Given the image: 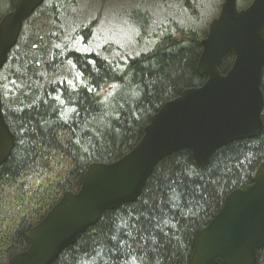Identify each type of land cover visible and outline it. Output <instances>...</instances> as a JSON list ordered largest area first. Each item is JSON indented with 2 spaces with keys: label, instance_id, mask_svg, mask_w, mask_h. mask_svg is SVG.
Segmentation results:
<instances>
[{
  "label": "trees",
  "instance_id": "16d2710c",
  "mask_svg": "<svg viewBox=\"0 0 264 264\" xmlns=\"http://www.w3.org/2000/svg\"><path fill=\"white\" fill-rule=\"evenodd\" d=\"M74 2L45 0L23 22L0 70L2 111L15 138L0 167V264L28 247L29 229L66 191L80 188L91 163L123 156L163 103L206 80L196 66L214 16L196 25L162 19L150 50L120 60L113 45L85 51L72 35L67 39L62 11ZM13 3L0 0V18ZM198 7L195 2L196 18ZM97 22L77 31H91ZM233 60L226 53L220 71ZM261 88L264 96V67ZM262 162L264 125L257 137L220 147L207 166L188 149L175 151L155 165L135 201L104 211L52 264H190L197 233L229 192L251 183ZM255 264H264V246Z\"/></svg>",
  "mask_w": 264,
  "mask_h": 264
},
{
  "label": "water",
  "instance_id": "95a60500",
  "mask_svg": "<svg viewBox=\"0 0 264 264\" xmlns=\"http://www.w3.org/2000/svg\"><path fill=\"white\" fill-rule=\"evenodd\" d=\"M44 0H15L0 19V70L16 45L23 22ZM196 66L206 76L163 103L150 116L136 145L112 162L91 163L76 192L66 191L28 231L29 245L2 264H52L106 210L135 201L155 165L175 151L188 149L207 166L222 146L257 137L263 128L264 0L245 8L223 0L200 41ZM232 53L231 67L219 64ZM15 138L5 121L0 93V167ZM264 246V162L251 183L229 192L220 211L196 235L190 264H255Z\"/></svg>",
  "mask_w": 264,
  "mask_h": 264
},
{
  "label": "rangeland",
  "instance_id": "374dc122",
  "mask_svg": "<svg viewBox=\"0 0 264 264\" xmlns=\"http://www.w3.org/2000/svg\"><path fill=\"white\" fill-rule=\"evenodd\" d=\"M219 1L75 0L74 4H67L62 11V26L69 40L76 30L90 20L97 19V25L91 31L86 30L90 35L89 43L82 45L81 38L75 39L73 45L85 51L96 52L106 44L113 45L115 47L113 56L125 60L154 46L158 36H154L153 33L162 19L171 17L186 25H196L198 22L204 24L210 20L209 17L218 14ZM195 2L199 3L198 18L197 12L193 10ZM133 19H139L140 22L136 23Z\"/></svg>",
  "mask_w": 264,
  "mask_h": 264
},
{
  "label": "flooded vegetation",
  "instance_id": "af4514ba",
  "mask_svg": "<svg viewBox=\"0 0 264 264\" xmlns=\"http://www.w3.org/2000/svg\"><path fill=\"white\" fill-rule=\"evenodd\" d=\"M14 3H15V0H14ZM14 3H13V6H14ZM12 9H13V7H12ZM12 9H10V10H8V11H6L5 13H3L2 15H1V18L6 14V13H8L9 11H11ZM0 18V19H1ZM83 30L82 31H80V32H78L77 30L72 34V37H74L75 39H81V38H83V40L84 39H86V37L89 35V33L86 31V28H82ZM86 33H88V34H86ZM77 36H79L78 38H77ZM86 36V37H85Z\"/></svg>",
  "mask_w": 264,
  "mask_h": 264
},
{
  "label": "bare ground",
  "instance_id": "6f19581e",
  "mask_svg": "<svg viewBox=\"0 0 264 264\" xmlns=\"http://www.w3.org/2000/svg\"><path fill=\"white\" fill-rule=\"evenodd\" d=\"M156 33V32H155Z\"/></svg>",
  "mask_w": 264,
  "mask_h": 264
}]
</instances>
